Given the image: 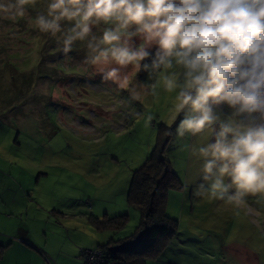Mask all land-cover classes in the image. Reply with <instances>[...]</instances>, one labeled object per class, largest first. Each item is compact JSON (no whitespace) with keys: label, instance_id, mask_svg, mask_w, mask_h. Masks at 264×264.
Returning a JSON list of instances; mask_svg holds the SVG:
<instances>
[{"label":"rangeland","instance_id":"rangeland-1","mask_svg":"<svg viewBox=\"0 0 264 264\" xmlns=\"http://www.w3.org/2000/svg\"><path fill=\"white\" fill-rule=\"evenodd\" d=\"M49 2L26 5L24 17L0 14V179L21 182L3 192L27 196V202L16 205L13 225L20 224L33 244L42 241L50 248L64 242L65 231L74 226L107 234L104 243L132 234L140 213L126 198L131 176L161 144L182 185L168 191L166 203L176 234L157 259L148 261L264 264V200L259 194L249 195L240 207L197 195L203 159L192 149L214 142V136L177 135L185 113L174 115L175 93L160 88L158 99H132V89L139 91L142 82L138 73L126 89L94 74L93 66L83 62L87 39L74 42L73 51L65 55L63 31L72 22L62 21L56 36L35 26ZM31 9L36 11L32 16ZM105 27L93 26L92 34L100 36ZM133 41L134 46L141 43L137 37ZM124 71L131 72V66ZM213 111L221 121L252 122L247 113L234 115L226 103L214 105ZM252 116L256 123L264 122L260 113ZM214 128L218 131V124ZM121 214L128 218L118 230H97L91 222ZM17 231L11 238H17Z\"/></svg>","mask_w":264,"mask_h":264},{"label":"clouds","instance_id":"clouds-1","mask_svg":"<svg viewBox=\"0 0 264 264\" xmlns=\"http://www.w3.org/2000/svg\"><path fill=\"white\" fill-rule=\"evenodd\" d=\"M26 5L35 7L36 0H0V14L24 17ZM62 21L72 22L63 31L65 55L74 42L87 39L83 62L94 74L126 89L137 73L147 72L154 82L139 83L132 99H158L160 88L175 93L172 111L185 113L177 135L214 136V142L192 149L203 159L197 195L236 207L249 195L264 200V122L252 116L260 113L264 121V0H50L35 26L56 36ZM100 24L108 27L93 35ZM129 66L131 72L124 71ZM223 103L252 122L221 121L213 106Z\"/></svg>","mask_w":264,"mask_h":264},{"label":"trees","instance_id":"trees-1","mask_svg":"<svg viewBox=\"0 0 264 264\" xmlns=\"http://www.w3.org/2000/svg\"><path fill=\"white\" fill-rule=\"evenodd\" d=\"M35 13L31 9V16ZM138 76L142 82L149 80L148 73L143 70ZM163 150L164 145L157 144L142 165L133 170L126 198L128 204L140 213V223L135 231L119 240L110 238L106 243L94 247L103 250L106 264H146L147 260L157 259L168 240L176 234V221L166 214V203L168 191L179 188L182 183L169 160L163 156ZM127 218V214H121L104 220L94 217L91 222L97 230H118ZM140 232L143 234L138 243L115 253L110 251L111 246L131 241ZM3 248L0 245V251ZM49 260L55 263L53 259Z\"/></svg>","mask_w":264,"mask_h":264},{"label":"crops","instance_id":"crops-1","mask_svg":"<svg viewBox=\"0 0 264 264\" xmlns=\"http://www.w3.org/2000/svg\"><path fill=\"white\" fill-rule=\"evenodd\" d=\"M17 183L21 182L13 178L0 179V245L4 246L0 251V264H50L48 261L50 257L55 261L53 264H82L78 258L79 247L90 248L104 243L103 239L107 234L98 233L91 228L87 230L74 226L73 230L65 231V241H61L58 247L50 248L42 241L33 244L28 239V232L20 224L13 225L14 221H11L17 214L16 205L27 202V196L3 192L6 188H18ZM15 228L19 236L15 234L17 238H11L10 235H14ZM19 241L26 243L22 244ZM146 264L155 263L147 260Z\"/></svg>","mask_w":264,"mask_h":264},{"label":"built area","instance_id":"built-area-1","mask_svg":"<svg viewBox=\"0 0 264 264\" xmlns=\"http://www.w3.org/2000/svg\"><path fill=\"white\" fill-rule=\"evenodd\" d=\"M78 258L82 264H106V256L101 248H80ZM50 264H53L49 260Z\"/></svg>","mask_w":264,"mask_h":264},{"label":"water","instance_id":"water-1","mask_svg":"<svg viewBox=\"0 0 264 264\" xmlns=\"http://www.w3.org/2000/svg\"><path fill=\"white\" fill-rule=\"evenodd\" d=\"M142 234H143V232H140L131 241H126V242H123V243H120V244L113 245L109 249H110V251L112 253H115V252L120 251V250H122V249H124L126 247L134 245V244H136V243H138L140 241V239L142 237Z\"/></svg>","mask_w":264,"mask_h":264}]
</instances>
